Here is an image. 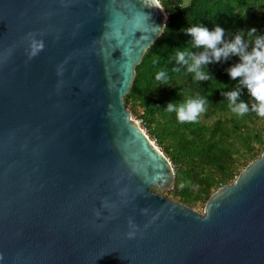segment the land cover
<instances>
[{
    "label": "water",
    "instance_id": "water-1",
    "mask_svg": "<svg viewBox=\"0 0 264 264\" xmlns=\"http://www.w3.org/2000/svg\"><path fill=\"white\" fill-rule=\"evenodd\" d=\"M167 20L0 0V264H264V152L201 213L161 193L174 166L126 107Z\"/></svg>",
    "mask_w": 264,
    "mask_h": 264
},
{
    "label": "trees",
    "instance_id": "trees-1",
    "mask_svg": "<svg viewBox=\"0 0 264 264\" xmlns=\"http://www.w3.org/2000/svg\"><path fill=\"white\" fill-rule=\"evenodd\" d=\"M168 14L166 27L146 51L136 67L130 92L125 96L128 109L140 107L143 123L150 136L170 157L175 182L166 190L170 199L195 207H205L211 195L221 186L233 182L241 171L264 152V117L249 111L243 116L229 109L224 95L241 89L240 99L253 102L246 88L233 81L228 69L239 63L238 56L205 66L212 80L196 81L186 66L175 59V49H190L199 54L204 49L193 47L192 37L184 29L203 25L210 31L216 25L225 29L230 41L238 31L257 29L264 35V0H161ZM245 41L249 37L245 35ZM222 46V45H220ZM252 50L251 44L248 51ZM163 71V80L156 75ZM224 85H227L225 87ZM205 98V111L196 121L180 122L169 103ZM133 111V110H132Z\"/></svg>",
    "mask_w": 264,
    "mask_h": 264
},
{
    "label": "clouds",
    "instance_id": "clouds-1",
    "mask_svg": "<svg viewBox=\"0 0 264 264\" xmlns=\"http://www.w3.org/2000/svg\"><path fill=\"white\" fill-rule=\"evenodd\" d=\"M143 3L149 8L164 11L161 0H143ZM184 31L192 37L193 47L204 50L195 54L190 49L184 51L175 49L177 62L186 66L187 72L193 75L194 80L203 81L213 79L205 70L206 65L213 62L218 63L221 60L226 61L230 56H238L239 63L228 69V75L233 81H239L241 88L247 89L253 102L249 107L248 102L240 99L241 89H234L224 93L229 102V109L239 116L252 111L259 117H264V35H257V29L253 27L246 33L240 30L232 40L225 41V29L219 25H216L212 31L201 24L190 26ZM245 35L249 37L247 42L244 39ZM250 44L252 50L249 52ZM164 75L163 71L159 72L156 80H163ZM224 86L227 87V85ZM205 103V98L197 97L187 99L183 103H169L166 110L175 111L180 122H192L196 121L200 113L205 111ZM128 236L133 237L134 232H129Z\"/></svg>",
    "mask_w": 264,
    "mask_h": 264
},
{
    "label": "rangeland",
    "instance_id": "rangeland-1",
    "mask_svg": "<svg viewBox=\"0 0 264 264\" xmlns=\"http://www.w3.org/2000/svg\"><path fill=\"white\" fill-rule=\"evenodd\" d=\"M189 1L190 0H184V3H189ZM130 111H131V113H132V117L141 125V127L147 132V134L150 136V134L148 133L149 131H148V128H147V126L143 123V121H142V118H141V116H139L140 114H142V112H143V109L142 108H140V107H137V108H135V109H129ZM133 110V111H132ZM151 137V136H150ZM151 139L152 140H154L155 142H156V144L158 145V143H157V138L156 137H154V136H152L151 137ZM161 148V147H160ZM162 149V148H161ZM169 159H170V157H169ZM171 160V159H170ZM172 162V161H171ZM173 164V163H172ZM166 190H164V191H161V193L162 194H164V195H166L167 197H169L167 194H166V192H165ZM170 198V197H169ZM193 208H195L196 210H198L199 212H201V213H203L204 212V205L202 204V203H198L195 207H193Z\"/></svg>",
    "mask_w": 264,
    "mask_h": 264
},
{
    "label": "built area",
    "instance_id": "built-area-1",
    "mask_svg": "<svg viewBox=\"0 0 264 264\" xmlns=\"http://www.w3.org/2000/svg\"><path fill=\"white\" fill-rule=\"evenodd\" d=\"M154 141V140H153ZM155 142V141H154ZM156 143V142H155Z\"/></svg>",
    "mask_w": 264,
    "mask_h": 264
}]
</instances>
